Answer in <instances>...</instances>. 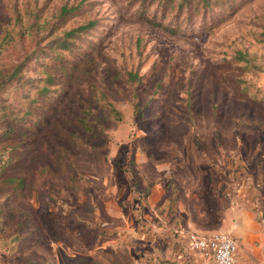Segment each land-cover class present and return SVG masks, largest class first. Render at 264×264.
Listing matches in <instances>:
<instances>
[{
	"label": "rangeland",
	"instance_id": "1",
	"mask_svg": "<svg viewBox=\"0 0 264 264\" xmlns=\"http://www.w3.org/2000/svg\"><path fill=\"white\" fill-rule=\"evenodd\" d=\"M180 2L0 0V264H155L158 205L264 218V0Z\"/></svg>",
	"mask_w": 264,
	"mask_h": 264
},
{
	"label": "crops",
	"instance_id": "2",
	"mask_svg": "<svg viewBox=\"0 0 264 264\" xmlns=\"http://www.w3.org/2000/svg\"><path fill=\"white\" fill-rule=\"evenodd\" d=\"M213 200L218 206L208 203L202 210H190L194 213L192 218L189 215L186 219L180 217L185 225L179 224L180 218H174L175 213L169 214V207L165 209L158 205L156 209L153 208V234L154 237L159 235L160 240L155 249L159 256L153 260L155 264H213L212 259H205L182 246L178 235L173 234L178 226L205 234L230 232L239 243L237 256L240 264H264V218L248 207L229 205L221 198ZM165 252H169L172 262H164ZM146 259L148 256L143 260Z\"/></svg>",
	"mask_w": 264,
	"mask_h": 264
},
{
	"label": "built area",
	"instance_id": "3",
	"mask_svg": "<svg viewBox=\"0 0 264 264\" xmlns=\"http://www.w3.org/2000/svg\"><path fill=\"white\" fill-rule=\"evenodd\" d=\"M175 234L185 249L212 259L213 264H240L237 256L239 243L230 232L205 234L178 226Z\"/></svg>",
	"mask_w": 264,
	"mask_h": 264
},
{
	"label": "trees",
	"instance_id": "4",
	"mask_svg": "<svg viewBox=\"0 0 264 264\" xmlns=\"http://www.w3.org/2000/svg\"><path fill=\"white\" fill-rule=\"evenodd\" d=\"M151 1H155V0H151ZM203 1H208V0H203ZM192 0H181L179 7L183 8L184 5H191ZM72 10L68 9L67 7H63L61 14H62V18H64L68 13H70ZM18 81V72H15L13 74H11V76L9 78H4L3 80H1L0 82V88L3 87L5 88V86L9 85L12 82ZM4 112H7V109L4 110Z\"/></svg>",
	"mask_w": 264,
	"mask_h": 264
}]
</instances>
